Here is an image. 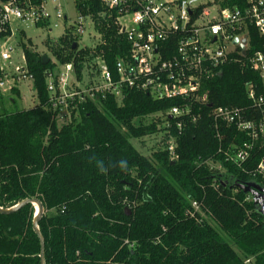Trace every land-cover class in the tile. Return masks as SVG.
I'll return each instance as SVG.
<instances>
[{"label":"trees","instance_id":"trees-1","mask_svg":"<svg viewBox=\"0 0 264 264\" xmlns=\"http://www.w3.org/2000/svg\"><path fill=\"white\" fill-rule=\"evenodd\" d=\"M75 4L93 21L101 44L82 48L68 32L56 42L44 41L48 61L43 64L31 40L21 42L36 105L8 110L0 97V209L25 200L42 204L38 230L45 264H264V216L238 188L253 184L264 190V180L254 175L264 147L259 150V143L242 167L226 162L218 151L247 137L223 125L218 141L210 115L211 107L249 106L246 84L258 83L257 74L226 65L221 76L204 83L209 104L191 108L196 121H188L180 135L176 121H169L177 136L174 159L163 150L167 127L139 121L179 106L175 100L131 90L120 101L107 95L96 105L83 102L69 121L59 123L46 90V72L56 66L52 60L73 64L80 81L99 75L98 61L114 73L116 61L129 50L114 12L99 0ZM246 5L247 0L223 4ZM249 37L251 51L264 45L252 30ZM19 98L16 88L4 96L11 105ZM156 135L161 141L149 158L130 141ZM35 214L31 203L0 213V264H41Z\"/></svg>","mask_w":264,"mask_h":264},{"label":"built area","instance_id":"built-area-1","mask_svg":"<svg viewBox=\"0 0 264 264\" xmlns=\"http://www.w3.org/2000/svg\"><path fill=\"white\" fill-rule=\"evenodd\" d=\"M99 2L108 13L117 15L115 21L129 50L116 61L114 73L98 61L99 75H86L80 81L73 64L58 65L52 60L56 66L46 72V90L48 104L57 113L59 123L69 121L72 111L83 102L96 105L107 95L120 101L131 90L147 93L154 100H175L179 106L151 115L167 127L162 133L167 136L163 150L174 159L177 136L171 133L169 121H176L180 135L188 121L197 119L191 108L209 104L204 83L221 76L222 67L236 64L258 76V83L246 84L250 105L211 107L210 115L218 141L223 125L247 139L218 153L224 155L226 162L242 167L259 143V150L264 147V45L251 51L249 37L252 30L260 39L264 38V0H247V5L240 9L224 7L225 0ZM65 5V0H0V97L15 88L20 93L19 86L28 82L32 87L20 48L21 42L29 39V30L44 33V41L54 42L50 35L60 30L59 39L70 32L82 48L101 44L100 36L93 31L90 46L83 45L82 37L87 28L93 29V21L77 10L75 1L74 18ZM18 51L22 52V59ZM212 165L221 169L219 163ZM254 175L264 180V157L257 162ZM191 207L198 212L196 203Z\"/></svg>","mask_w":264,"mask_h":264},{"label":"rangeland","instance_id":"rangeland-1","mask_svg":"<svg viewBox=\"0 0 264 264\" xmlns=\"http://www.w3.org/2000/svg\"><path fill=\"white\" fill-rule=\"evenodd\" d=\"M74 1L75 0H65V3L67 4V6L65 5V8H67L68 13L73 18L75 17V13L73 10ZM60 34H61L60 30H55V31H52V34L50 35V37L54 42H56L59 40ZM93 35H94V32H93L92 27L87 28L85 34L82 37L83 45L90 46V44H91L90 39ZM27 36L31 40L33 48L38 53H40L41 56H46L47 50H46L45 45H44L45 34L39 33L37 31H35L34 29H31L27 32ZM18 54L20 56L19 58L22 59V56H23L22 52L18 51ZM19 90H20V98L16 99L14 104L11 105V104L7 103V101L4 100V96H3V99H2L3 105H5L6 108H8V110L23 111V110L32 109L36 105V101L34 99V93H33L32 87H31V83L28 82L27 84L20 85ZM151 122H157V118L153 117V116L147 117V118L140 120L139 124H145L146 125V124H149ZM134 123L138 124V121L135 120ZM130 141H131L132 145L134 146V148L139 153H141L143 156H146L149 158L151 155V152L158 148V144L161 141V135L143 137L140 139H132ZM36 209H37V207H36ZM215 227H216V225H215ZM218 231L220 232V230H218ZM228 243L230 244V246L232 247V249L236 253H238V254L240 253L238 251V249L229 240H228Z\"/></svg>","mask_w":264,"mask_h":264},{"label":"water","instance_id":"water-1","mask_svg":"<svg viewBox=\"0 0 264 264\" xmlns=\"http://www.w3.org/2000/svg\"><path fill=\"white\" fill-rule=\"evenodd\" d=\"M243 43H245V41ZM42 61H43V64H46L48 61L47 57L42 56ZM238 188H241L245 193H248L249 195H251V197L257 203V206H258L260 213L264 216V190H262L260 187L253 185V184H247L245 186H240V187L238 186ZM27 203H31L37 207L36 214H35L34 221H33V229H34V232L36 233V235L38 236V238L40 240V244H41L42 252L40 255V261H41L40 263L45 264L44 258H43V245H44L43 244V238H42V236L38 230V220L40 219V217L43 214L42 204L38 200H25L13 209H8V210L0 209V213L1 214L12 213L13 211L17 210L20 206L27 204ZM126 212L129 215V211L126 210Z\"/></svg>","mask_w":264,"mask_h":264},{"label":"bare ground","instance_id":"bare-ground-1","mask_svg":"<svg viewBox=\"0 0 264 264\" xmlns=\"http://www.w3.org/2000/svg\"><path fill=\"white\" fill-rule=\"evenodd\" d=\"M37 210V209H36Z\"/></svg>","mask_w":264,"mask_h":264}]
</instances>
